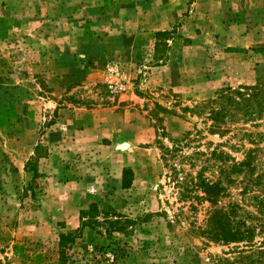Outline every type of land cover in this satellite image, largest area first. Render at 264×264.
I'll return each instance as SVG.
<instances>
[{"label":"rangeland","instance_id":"374dc122","mask_svg":"<svg viewBox=\"0 0 264 264\" xmlns=\"http://www.w3.org/2000/svg\"><path fill=\"white\" fill-rule=\"evenodd\" d=\"M159 30L173 33L157 47ZM256 82L264 0H0V264H60L67 231L78 264L232 256L240 244L194 232L209 203L182 196L177 180L206 167L216 144L238 160L250 144L241 123L211 133L184 107ZM105 217L124 230L95 223Z\"/></svg>","mask_w":264,"mask_h":264},{"label":"trees","instance_id":"16d2710c","mask_svg":"<svg viewBox=\"0 0 264 264\" xmlns=\"http://www.w3.org/2000/svg\"><path fill=\"white\" fill-rule=\"evenodd\" d=\"M172 33V30L156 31L158 41L155 46L163 42L161 37ZM184 108L204 116L206 127L211 133L220 131L223 134L232 124L241 123L240 127H235L236 135L240 134L241 140L250 144L249 147L238 145L242 149V158L239 160L222 149L224 144H216L207 152L206 160L209 162L206 167L203 165L195 176L186 173V176L177 180L183 188L182 196L209 203L203 224L193 229L194 232L208 243L240 244L233 248L232 256L228 252L213 255L212 264H264V130L260 129L264 117L263 85L259 82L241 83L236 87L226 85L217 90L213 97L196 103L192 108ZM38 149L37 145L35 151ZM30 164L28 160V170L35 177L36 169L29 167ZM205 170L210 173L205 175ZM131 183L132 171L124 167L121 187L129 188ZM233 186L240 189L235 193L239 199L231 192ZM198 191L201 195L196 193ZM191 208L195 209L193 205ZM91 211L98 212L95 204L83 214L90 215ZM111 215L117 216V213ZM84 223L81 219V227ZM95 223L105 226L106 231L125 228L106 217L102 223ZM58 236L60 264H78L80 259L71 251L77 237L75 233L60 232Z\"/></svg>","mask_w":264,"mask_h":264}]
</instances>
